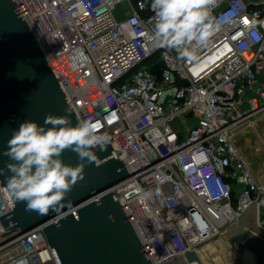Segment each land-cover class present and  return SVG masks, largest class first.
Segmentation results:
<instances>
[{
	"label": "built area",
	"instance_id": "1",
	"mask_svg": "<svg viewBox=\"0 0 264 264\" xmlns=\"http://www.w3.org/2000/svg\"><path fill=\"white\" fill-rule=\"evenodd\" d=\"M16 2L80 121L128 170L111 188L153 264L197 252L251 209L262 223L264 173L238 135L264 113V40L246 35L252 20L264 35V0H221L213 16L236 8L238 22L195 60L151 42V0ZM12 210L0 184V217ZM8 234L0 218V264H59L42 226Z\"/></svg>",
	"mask_w": 264,
	"mask_h": 264
},
{
	"label": "water",
	"instance_id": "2",
	"mask_svg": "<svg viewBox=\"0 0 264 264\" xmlns=\"http://www.w3.org/2000/svg\"><path fill=\"white\" fill-rule=\"evenodd\" d=\"M49 114L67 116L73 126L80 121L18 3L0 0V168L5 169L0 184L13 207L0 217L6 231L25 233L42 226L59 264H153L111 188L129 173L110 140L105 151L92 149L96 163L84 162V179L67 194L59 213L41 216L12 200L6 189L11 175L6 165L14 162L4 155L8 141L22 122L44 125ZM60 159L72 166L81 162L70 149ZM247 231L242 253L248 250L252 264H264V227L257 220L234 227L230 238ZM162 264L204 263L191 248Z\"/></svg>",
	"mask_w": 264,
	"mask_h": 264
},
{
	"label": "clouds",
	"instance_id": "3",
	"mask_svg": "<svg viewBox=\"0 0 264 264\" xmlns=\"http://www.w3.org/2000/svg\"><path fill=\"white\" fill-rule=\"evenodd\" d=\"M221 0H151L154 30L151 42L160 48L175 50L181 58L195 60L196 53L211 43V38L225 26L237 23L238 10L216 18L213 9ZM252 20L246 35L253 42L264 40ZM44 125H51L45 127ZM44 125L26 120L14 130L4 155L11 161L6 168V189L14 202H24L25 211L43 216L60 212L73 186L84 179L85 161L96 163L92 149L105 151L110 138L100 134L99 125L79 121L72 125L67 116L47 115ZM70 149L81 161L76 166L65 164L61 155ZM5 169L0 168V174ZM71 206V202H67Z\"/></svg>",
	"mask_w": 264,
	"mask_h": 264
},
{
	"label": "crops",
	"instance_id": "4",
	"mask_svg": "<svg viewBox=\"0 0 264 264\" xmlns=\"http://www.w3.org/2000/svg\"><path fill=\"white\" fill-rule=\"evenodd\" d=\"M259 117L256 118L257 120L255 119L254 127H249L240 131L238 135V146L241 153L247 160L250 167L254 170V172L257 175H262L264 173V132H261L258 129L257 121H261V125H263L264 116L260 118ZM257 138L259 139V141H256ZM252 216L254 217L253 209L246 213L243 219V223L245 225L254 223L255 220H251Z\"/></svg>",
	"mask_w": 264,
	"mask_h": 264
},
{
	"label": "bare ground",
	"instance_id": "5",
	"mask_svg": "<svg viewBox=\"0 0 264 264\" xmlns=\"http://www.w3.org/2000/svg\"><path fill=\"white\" fill-rule=\"evenodd\" d=\"M262 226V224L260 223ZM264 227V226H262ZM231 231H224L223 233L219 234L217 237L218 239L222 240H229ZM211 242V241H210ZM223 242V241H221ZM240 247V246H239ZM217 248V250H216ZM216 251L214 255H217V259L215 260L212 256H209V252ZM197 253L200 256L202 262L204 264H252L254 263L253 255L246 250L244 252V256L240 254L239 250H237L234 246L230 247V245L226 243H218L215 246H210L209 244H204L197 249ZM213 255V256H214ZM209 256V257H207ZM205 258V259H203ZM216 258V257H215Z\"/></svg>",
	"mask_w": 264,
	"mask_h": 264
},
{
	"label": "rangeland",
	"instance_id": "6",
	"mask_svg": "<svg viewBox=\"0 0 264 264\" xmlns=\"http://www.w3.org/2000/svg\"><path fill=\"white\" fill-rule=\"evenodd\" d=\"M260 117H262V116H264V113L262 114V115H259ZM258 116V117H259ZM257 117V118H258ZM259 117V118H260ZM257 120V119H256ZM193 123L194 122H192L190 125H193ZM257 123H258V129L261 131V132H264L263 130H264V124L263 125H261V121H257ZM253 132V131H252ZM254 134V133H253ZM256 141H259V139L257 138V140ZM258 161H259V159H258ZM256 220V218L255 217H251V220ZM264 220V219H263ZM262 220V226H264V221ZM255 222V221H254ZM248 233H245V234H241V235H237V236H235V237H232V238H229V240H222V239H218V238H215V239H212V240H210L209 242H207L206 244L208 245H210V246H215V245H217L218 243H226V244H228V245H230V247H235L237 250H239V252H240V254L241 255H243V253H242V250L240 249V245H243V242L246 240V239H248L249 238V235L251 234V232L250 231H247ZM16 233L15 232H13V233H10V234H8L7 235V237H11V236H13V235H15ZM7 237H5V238H3V240L4 239H6ZM221 241H223V242H221ZM216 250H217V248H216ZM215 250L214 251H211V252H209V256H212L215 260L217 259V255H214L215 254ZM214 255V256H213ZM209 256H207V257H209ZM244 256V255H243ZM216 257V258H215ZM203 259H205V258H203ZM241 264H245V263H241Z\"/></svg>",
	"mask_w": 264,
	"mask_h": 264
},
{
	"label": "trees",
	"instance_id": "7",
	"mask_svg": "<svg viewBox=\"0 0 264 264\" xmlns=\"http://www.w3.org/2000/svg\"><path fill=\"white\" fill-rule=\"evenodd\" d=\"M154 71H158V69L157 68H155V70Z\"/></svg>",
	"mask_w": 264,
	"mask_h": 264
}]
</instances>
